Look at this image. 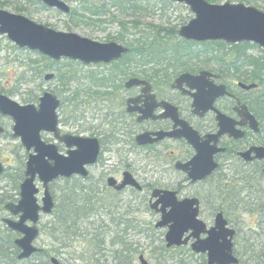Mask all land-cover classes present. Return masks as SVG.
<instances>
[{
  "label": "flooded vegetation",
  "instance_id": "1",
  "mask_svg": "<svg viewBox=\"0 0 264 264\" xmlns=\"http://www.w3.org/2000/svg\"><path fill=\"white\" fill-rule=\"evenodd\" d=\"M199 53L203 59L205 51ZM200 59L195 58L196 65L191 70L182 71L178 66L145 65L141 78L135 77L144 83L139 87L127 88L134 78L131 77L99 85L89 81V89L78 86L77 90L64 92L68 94L64 104L72 108V120L67 126L76 125L77 129L63 131V122H59L61 135L97 139L100 152L96 162L86 166L87 177L75 175L55 183L76 182L82 187L78 198L94 197L113 206L117 198L129 192L139 200L136 205L159 217L155 227L166 233L171 224L157 228L164 215L189 216L196 211L204 226L197 234L192 225L184 224L182 244L173 247L179 264L195 260L209 263V253H197L193 245L208 239L218 216L228 222V229L235 231L233 254L242 263L237 247L243 230L231 218L249 215L254 218V236L258 248L263 249L264 263V159L256 152L264 148L260 81L251 74L246 77L238 65L198 64ZM114 64L90 66L114 70ZM185 74L191 77L180 82ZM110 75L116 78L114 74L107 77ZM75 91L80 94L77 102L71 96ZM82 94L89 96V102L82 100ZM87 103L96 105L97 113L90 118L83 108ZM0 119L13 122L2 115ZM0 126L4 136L5 124L0 122ZM141 136L146 137L143 145L137 141ZM42 139L57 145L62 155H68L70 149L58 143L53 134L43 133ZM126 174L137 186L117 190ZM110 180L116 185L111 186ZM120 201L136 210L133 202ZM154 203H158L155 210L151 209ZM7 215L0 219L6 227L5 219L16 220Z\"/></svg>",
  "mask_w": 264,
  "mask_h": 264
},
{
  "label": "water",
  "instance_id": "2",
  "mask_svg": "<svg viewBox=\"0 0 264 264\" xmlns=\"http://www.w3.org/2000/svg\"><path fill=\"white\" fill-rule=\"evenodd\" d=\"M36 1L64 15L71 13L69 5L62 0ZM172 1L184 4L194 14V18L179 30L182 39L195 43L224 42L229 45L251 43L264 51V12L244 4L229 2L224 5H211L205 0ZM0 36H6L20 50L37 52L54 62L66 59L85 66L112 64L130 53V48L118 43H99L76 33L58 32L23 15L6 10H0ZM190 77L185 74L179 81H188ZM53 78L54 75L49 74L45 80L51 81ZM143 84L142 80L132 78L127 88ZM60 106L61 101L51 92H45L37 106L20 105L0 93V115L12 119L13 138L20 140L28 154L25 179L20 186V200L5 207L12 217H16V220L5 219L4 223L10 230L20 235L15 241L20 250L19 261H27L42 252V249L36 246L40 237L38 224L41 217L50 216L56 206L50 185L75 175L87 177L86 166L94 164L99 156L100 146L97 139L61 135L58 115ZM43 133L53 134L58 143L65 144L70 149L68 155H62L57 145L47 144L42 139ZM3 134L4 129L0 126V137ZM137 141L143 145L146 143V137L141 136ZM256 152L264 159V148L256 149ZM5 170L0 161V177ZM208 174L197 176V179ZM38 183L43 188L41 203L38 199L41 193ZM110 185L115 186L116 182L110 180ZM127 185L137 186L128 174L117 190H122ZM157 205L158 203L152 204L151 209L155 210ZM168 224L171 225L165 236L167 248L182 244L184 224L192 225L197 234L204 226L203 222L197 219L196 211L189 216L164 215L157 228ZM227 226L228 222L222 216H218L216 227L209 232L208 239L193 245L197 253H209L208 264H240L239 259L233 254L235 231L228 229ZM220 239L223 240L222 243H218ZM139 261L140 264H149L144 255L139 257ZM50 263L62 264L56 257H52Z\"/></svg>",
  "mask_w": 264,
  "mask_h": 264
},
{
  "label": "rangeland",
  "instance_id": "3",
  "mask_svg": "<svg viewBox=\"0 0 264 264\" xmlns=\"http://www.w3.org/2000/svg\"><path fill=\"white\" fill-rule=\"evenodd\" d=\"M62 1L69 5L71 13L74 10L79 11L78 16L71 17V13L64 15L57 10L43 8L42 6L44 5L41 3L40 5L28 4L27 0H16L17 3L27 9L24 13H18L11 7H0V9L23 15L37 24L48 26L58 32L76 33L99 43L114 42L122 45H124L122 35L125 37L124 40L129 42L139 39L142 36H150V40H153L156 35L153 34L152 30L156 28L162 30L161 38H166L165 42L172 44L171 41L177 42L181 38L179 35L171 37L170 33L173 30L179 31L194 18V14L187 6L172 0H122L126 2L122 7H119L114 0H86L91 2L93 6H97V9L99 8V13L95 16L85 12L79 0ZM205 1L211 5H224L227 2L231 4H244L264 12V0ZM132 6H135L137 10H134ZM78 21L80 23L76 26L74 22ZM123 27L127 28L128 34L123 32ZM212 48L209 47L207 49ZM193 49L194 51L205 50L202 46H195ZM231 50L233 52L231 48L226 49V52H228L226 58L228 60L233 58ZM248 55L251 59L259 61L264 59V51L259 46L250 48ZM202 58L198 60V64L204 63L205 59L204 57ZM55 63V65L51 66L44 59V56L29 50H20L7 37L0 36V93L5 94L20 105L32 104L36 106L39 104V98L45 92L53 93L61 101V106L58 110L60 122H63L61 123V129L63 131L76 132V125L67 126L72 120V108L64 104L68 94L62 93V85L56 77L60 73H63L66 78H72L69 86L74 91L77 90L78 86H83V89H89L91 86L87 78L91 74H99L102 77L111 74L114 70L112 68L102 69L85 66L69 60H62ZM236 65L247 73V75L253 70L252 67L247 65L239 63ZM49 74H54L55 78L51 81H46L45 77ZM259 93L260 96L264 94L263 86H260ZM82 95V100L87 101L89 96ZM30 98H32L31 101ZM36 98H38L37 101H35ZM95 106V104L90 105L89 103L83 106L87 118L97 113L94 109ZM74 116H77V114ZM88 121H93L92 124H97L93 119ZM0 122L5 124L6 128V134L0 138V161L10 170V174H14L16 168L20 167L21 161H27L28 154L21 146L20 141L12 137L13 122L9 119H0ZM262 125L264 128V121ZM85 126L87 127V125ZM64 185L63 182H59L51 186L54 199L61 194ZM38 187L41 189V194L39 195V202L41 203L43 190L40 184ZM0 188L14 195L16 200V192L11 191L12 186L8 179H0ZM3 194L4 192L1 191L0 195ZM120 198L124 203L133 202L136 208L131 213L132 216H130L139 226L138 231L133 232L130 237V244L134 245V248H139L134 257V264H140V255H144L149 264H179L176 258L178 252L174 248L168 249L166 247V231L156 229L155 227L159 217L150 209L145 207L140 208L136 205L139 203V200H135V197L129 192L123 194ZM14 203H17V201ZM6 216L8 215L5 210L0 209V219ZM231 219L234 223H239L241 230H243L237 247L240 255L243 256L242 264H264L261 259L263 249L258 248L254 236V226L252 223L254 218L249 215H242ZM49 220L50 217L43 216L39 224L41 236L37 246L45 250L49 248L51 243L45 228ZM61 253L62 264H91L89 258L93 252L89 249L86 241L81 238L69 244L67 247L64 246L61 249ZM188 264L201 263L195 260Z\"/></svg>",
  "mask_w": 264,
  "mask_h": 264
},
{
  "label": "trees",
  "instance_id": "4",
  "mask_svg": "<svg viewBox=\"0 0 264 264\" xmlns=\"http://www.w3.org/2000/svg\"><path fill=\"white\" fill-rule=\"evenodd\" d=\"M79 1L83 5L85 12L93 16L99 13V8L97 9V6H93L91 2L86 0ZM114 1H116L119 7H122L124 3L126 4L122 0ZM27 3L40 5L35 0H27ZM0 7H11L18 13L27 11L16 0H0ZM42 7L47 8L45 6ZM132 8L137 10L135 6H132ZM78 13L79 11L74 10L70 16L77 17ZM74 23L77 26L80 22ZM152 31L156 35L153 40H150V36H142L129 42L124 40L125 37L122 35V42L124 45L130 47L131 51L123 60L114 64L116 68L111 74H114L116 78H112L111 75L110 77H100L99 74H91L87 79L94 83V85H99L103 81L111 79L126 80L131 77L141 78L143 66L151 64L178 66V70L181 71L191 70L196 65L194 62L195 58L200 59L201 57L199 51H194L193 48L195 46H202L205 48V54L202 57L206 58V61L202 64L236 65L239 63L254 67L250 74L255 77V80L259 79L260 85L264 87V59L259 61L251 59L248 55V50L252 47H257V45L242 43L230 46L224 42L203 43L199 45L183 39H178L177 42L171 41L172 44H167L165 42L166 38H161V29L156 28ZM123 32L128 34L126 27H123ZM170 36H178V31L173 30ZM209 47L213 48L207 49ZM227 48L233 49V52L231 50L233 58H229L230 60L226 58L228 56V52H226ZM44 59L51 66L56 64L49 58L44 57ZM246 77L249 76L246 74ZM56 78L60 80L62 93L71 88L69 84L72 78H66L63 73H60ZM71 96L74 102L80 99L79 92L75 91V94ZM261 99V114L264 116V94L261 95ZM25 164V161H21L20 167L16 168L14 174H10V170L7 169L1 177L8 179L12 186L11 191L16 192L15 200L14 195L0 188V192H4L3 195H0L1 210H4L8 203L18 202L20 185L25 178ZM79 189H82V187L73 182L70 185H64L61 194L55 197L57 205L45 227L47 235L51 240L50 246L26 262L18 260L19 249L14 242L18 235L10 231L0 220V264H51L50 258L52 256L61 261V249L81 238L86 241L89 249L93 252L89 258L91 264H134V257L139 250L138 247L134 248V245L130 244L132 233L137 232L139 229L138 224L131 220L130 217L134 209L129 204H121L119 198L116 199L114 206L107 204L108 201L104 202L94 197L80 199L76 196ZM105 204H107L106 207H104Z\"/></svg>",
  "mask_w": 264,
  "mask_h": 264
}]
</instances>
